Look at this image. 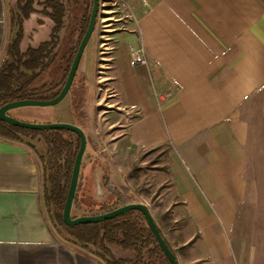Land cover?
<instances>
[{
    "label": "crops",
    "instance_id": "0c3cea01",
    "mask_svg": "<svg viewBox=\"0 0 264 264\" xmlns=\"http://www.w3.org/2000/svg\"><path fill=\"white\" fill-rule=\"evenodd\" d=\"M144 1L134 2L136 27L113 36L107 78L133 113L114 143L170 145L172 226L153 220L178 264H233L230 232L249 190L250 124L241 112L249 101L260 99L264 125V0ZM10 6L0 0V63ZM138 46L146 66L129 63ZM102 175L91 169L82 191L98 201L107 198ZM43 184L36 151L0 136V264H106L57 231Z\"/></svg>",
    "mask_w": 264,
    "mask_h": 264
},
{
    "label": "rangeland",
    "instance_id": "374dc122",
    "mask_svg": "<svg viewBox=\"0 0 264 264\" xmlns=\"http://www.w3.org/2000/svg\"><path fill=\"white\" fill-rule=\"evenodd\" d=\"M125 1L133 18L125 16L129 11L122 6L115 7V12L106 4L100 6L70 94L55 106L23 108L31 111L24 112V115L22 108H16L10 110V115L24 122H66L79 126L87 142L80 170L82 177L84 178L91 169L95 172L102 170L123 198L145 205L163 230L165 225L168 228L172 226L166 209L176 199L170 189V145L142 148L124 142L114 143L121 135L122 128L132 119L133 113H125L124 109L120 108L113 85L107 78L111 49L115 41L113 36L136 27L140 13L134 2L145 3L144 0ZM36 17V14H32L23 23L25 35L20 43L22 50H25L28 44L38 45L49 34V21L38 23ZM63 37L59 55L65 52L67 41L71 38L68 31ZM89 61L90 65L87 64ZM58 66L55 64L52 70L46 72L42 82H56L61 78L62 71H59ZM70 97L81 101V109L79 108L76 114L70 106ZM260 105V99L251 100L241 109L250 124L246 144L248 163L245 170L249 190L246 199L239 206L236 224L230 232L233 264H264V125L260 116ZM88 197L87 195L84 199L87 204L91 203ZM81 213L82 211L74 207L71 216H82ZM55 228L57 229L56 226Z\"/></svg>",
    "mask_w": 264,
    "mask_h": 264
},
{
    "label": "trees",
    "instance_id": "16d2710c",
    "mask_svg": "<svg viewBox=\"0 0 264 264\" xmlns=\"http://www.w3.org/2000/svg\"><path fill=\"white\" fill-rule=\"evenodd\" d=\"M10 3L11 36L0 63V107L18 100H53L60 92L63 82L46 83L42 82V78L58 63L57 48L61 42L60 35L68 31L71 38L67 54L63 56L62 68L66 76L78 44L87 29L92 1L10 0ZM32 13L48 18L52 22V31L47 41L36 48L28 47L22 51V24ZM70 99L72 111L75 113L80 108L81 101L78 102L76 97ZM7 115L10 116L9 111ZM30 123L38 122L34 120ZM0 136L18 141L26 140L32 148L36 147L35 151L44 168L43 198L46 210L53 224L72 244L96 255L106 264H169L147 227L143 215L138 211L98 223L73 227L63 223L62 209L79 148V138L74 133L65 130H30L0 121ZM81 168L82 163L80 170ZM82 178L80 173L72 202V209L75 207L82 211V215H97L132 203L130 199L123 198L103 174L101 184L107 198L98 201L88 195L91 203L87 204L84 202L87 194L82 192L85 177ZM160 235L162 236L161 232ZM164 242L171 250L165 239Z\"/></svg>",
    "mask_w": 264,
    "mask_h": 264
},
{
    "label": "water",
    "instance_id": "95a60500",
    "mask_svg": "<svg viewBox=\"0 0 264 264\" xmlns=\"http://www.w3.org/2000/svg\"><path fill=\"white\" fill-rule=\"evenodd\" d=\"M98 5H99L98 0H92V8H91L90 16H89V22H88L87 29L82 39L79 42L75 56L70 65L68 75L66 77L65 83L60 93L53 100H50V101L18 100V101H12V102L6 103L0 107V121H3L14 127L26 128V129L37 130V131L65 130V131L74 133L79 138V148H78V151L76 153V156L73 162L69 185H68V189H67L63 209H62V214H61L62 221L66 226L73 227V226L80 225V224L98 223V222H102L105 220L118 217L120 215H123L131 211H138L143 215L146 221L147 227L150 229L155 241L157 242L159 248L161 249L163 255L165 256L169 264H178L172 251L168 248V246L164 242V239L160 235V232L149 210L143 204L129 203V204L120 206L116 209H113L111 211L97 214V215H82V216H77V217H71L72 202L74 199V195H75V191H76V187H77V183L79 179L81 162H82L83 154H84L86 143H87L86 136L83 130L79 126L72 124V123H66V122L30 123V122H24V121L17 120L7 115L8 111L12 109H16V108L55 106L65 98V96L69 92V89L72 85L80 59L84 52V49L93 32L95 20H96V16L98 12ZM57 229H58L57 231L63 236L61 230L58 227Z\"/></svg>",
    "mask_w": 264,
    "mask_h": 264
},
{
    "label": "flooded vegetation",
    "instance_id": "af4514ba",
    "mask_svg": "<svg viewBox=\"0 0 264 264\" xmlns=\"http://www.w3.org/2000/svg\"><path fill=\"white\" fill-rule=\"evenodd\" d=\"M92 1V0H91ZM98 2H99V5H98V12H97V16H98V14H99V12H100V6H102L101 5V0H98ZM91 8H92V5H91ZM90 13H91V9H90ZM32 14H36V18H37V21H38V23H43L45 20H48L49 21V24H50V29H49V34H48V36H47V38L45 39V40H42L39 44H41L42 42H45V41H47L48 40V38H49V36H50V34H51V31H52V22L48 19V18H46V17H43V16H41V15H39L38 13H32ZM32 14H30V16L32 15ZM29 16V17H30ZM89 16H90V14H89ZM97 16H96V19H97ZM29 17L27 18V19H29ZM27 19H25V20H27ZM24 20V21H25ZM24 21H23V23H24ZM95 22H96V20H95ZM95 26V25H94ZM22 32H23V36H22V39H23V37H24V35H25V33H24V28H23V24H22ZM66 32H64V33H61V42H60V44H59V46H58V48H57V50L59 51V49L63 46V36H64V34H65ZM92 35V34H91ZM91 37V36H90ZM21 39V40H22ZM82 39V38H81ZM90 39V38H89ZM69 41V40H68ZM68 41H67V46H68ZM88 42H89V40H88ZM20 43H21V41H20ZM38 44V45H39ZM88 44V43H87ZM38 45H36V46H31L30 44H28V46L25 48V50L28 48V47H33V48H36ZM79 45V44H78ZM66 46V50H65V52H63V54H61V55H59V57H58V63H56V64H58L59 66V71H62L63 69V67H64V64H63V62H64V60H63V56H65V54H67V51H68V47ZM87 46V45H86ZM86 48V47H85ZM20 49H21V47H20ZM22 50V49H21ZM25 50H22V51H25ZM77 50V49H76ZM84 51H85V49H84ZM76 53V52H75ZM83 54H84V52H83ZM83 54H82V57H83ZM74 56H75V54H74ZM74 56H73V58H74ZM81 57V58H82ZM61 58H62V60H61ZM73 58H72V60H73ZM80 62H81V59H80ZM80 62H79V65H80ZM71 63H72V61H71ZM71 65V64H70ZM79 65H78V67H79ZM55 66V65H54ZM54 66H52L49 70H48V72L50 71V70H52L53 69V67ZM70 68V67H69ZM77 70H78V68H77ZM68 71H69V69H68ZM76 73H77V71H76ZM76 73H75V75H76ZM49 75V74H48ZM67 75H68V72H67V74H66V76H65V73L62 71V74H61V78H59L56 82H51V83H54V84H58V83H62L63 82V85H64V83H65V80H66V77H67ZM74 78H75V76H74ZM50 83V82H49ZM73 83H74V79H73V82H72V85H73ZM63 85H62V87H63ZM72 85H71V87H72ZM62 87H61V89H62ZM71 87H70V89H71ZM70 89H69V92L67 93V95L68 94H70ZM61 91V90H60ZM60 93V92H59ZM58 93V94H59ZM66 95V96H67ZM65 96V97H66ZM71 96V95H70ZM82 163V162H81ZM78 184V183H77ZM72 209V208H71Z\"/></svg>",
    "mask_w": 264,
    "mask_h": 264
},
{
    "label": "built area",
    "instance_id": "2783aa9c",
    "mask_svg": "<svg viewBox=\"0 0 264 264\" xmlns=\"http://www.w3.org/2000/svg\"><path fill=\"white\" fill-rule=\"evenodd\" d=\"M101 5H108L111 7V11L115 12V7L118 6H122L124 9H128L129 11V5L127 3V1L125 0H101ZM125 16H129V18H133V15L131 14V11L128 12L127 15ZM120 20V19H117ZM136 24H137V20H136ZM129 63L131 65H147V57H146V53L145 50L142 46H138V47H130L129 49Z\"/></svg>",
    "mask_w": 264,
    "mask_h": 264
}]
</instances>
